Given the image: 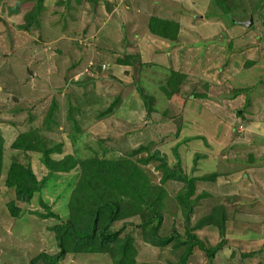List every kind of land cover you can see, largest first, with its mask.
Returning a JSON list of instances; mask_svg holds the SVG:
<instances>
[{"label":"rangeland","instance_id":"374dc122","mask_svg":"<svg viewBox=\"0 0 264 264\" xmlns=\"http://www.w3.org/2000/svg\"><path fill=\"white\" fill-rule=\"evenodd\" d=\"M115 2L132 9L127 0H42L29 22L36 0H0V264H116L126 235L134 264H173L182 252L176 241L154 245L149 226L137 227L149 197L159 198V238L173 231L183 238L202 221L193 233L214 255L195 247L185 264H264V0H134V27H120L113 41L100 24ZM150 17L175 22V40L152 43L159 38L146 29ZM130 34L126 48L120 39ZM170 72L180 80L167 85ZM29 132L46 147L59 146L52 160L97 156L120 162L122 174L135 165L153 186L137 211L132 198L121 201L108 226L120 234L108 251L41 257L58 252L51 228L70 218L80 175L77 168L48 174L39 154L11 149ZM157 158L199 178L194 195H204L187 223L174 199L183 185L161 183ZM11 162L45 179L28 203L3 184ZM97 187L82 188L84 212Z\"/></svg>","mask_w":264,"mask_h":264},{"label":"trees","instance_id":"16d2710c","mask_svg":"<svg viewBox=\"0 0 264 264\" xmlns=\"http://www.w3.org/2000/svg\"><path fill=\"white\" fill-rule=\"evenodd\" d=\"M41 2L42 0H36L37 7H34L32 11L29 12L30 14L25 16L28 18L29 22L35 21L34 18L37 15L35 8L40 7ZM146 29L150 35L168 42H173L176 38L178 27L175 22H170L157 17H150L147 21ZM120 63L124 64L122 61ZM175 77L174 72H170L167 85H169L171 81L173 82V80L174 82L180 80V76L179 78ZM10 147L11 149L25 153L39 154L41 164L46 168L48 174L55 172L67 173L73 168L79 169V183H77L74 188L69 203L72 214L66 221L51 228L58 252L52 257L41 256L48 261L58 260L66 253L90 254L108 251L109 249L107 248V245L112 243L120 234L119 230L109 233L108 226L119 218V208L122 209L120 207L121 201L126 197L132 198L136 210V207L140 206L145 193L147 191L151 192V189L153 188V186L147 183L144 175L141 174V171L135 165L131 166L132 169L126 174H122L123 169L126 168L123 167L120 162H112L111 160H106L104 158H97V156L78 161L76 158L67 155L61 157L59 160H52L51 154L58 152L59 146L55 145V147H46L34 132L17 135L10 144ZM1 154L2 138L0 136V160ZM155 155H157V153H155ZM149 156L152 157L153 154ZM158 159L159 158H157V160ZM159 161L161 162L159 169L162 170V178L160 179L161 183L165 180H172L181 182L183 185L180 191L174 196V199L181 208L184 222L187 223L188 216L191 212V206L196 200L204 195V193L194 195V182L199 178L185 176L182 174L177 164L173 169H169L166 167L162 159H159ZM125 163L126 162H124V164ZM125 165L127 166V164ZM209 178L213 179L214 176L211 175ZM43 180H36L29 165L11 162L5 173L3 184L6 188L13 190L15 201H18L19 203H28L34 193H40V187L41 184H43ZM84 187H97V190L92 189V194L96 196L95 203H93V207H90L86 212H84V208H82L83 200L81 199V191ZM157 189L159 188H154V190ZM76 190L78 191L76 192ZM160 194L162 195L161 189L158 190V196ZM158 200L159 198L154 199L149 197L148 204L143 203L145 204L144 208H146L148 215H140L139 218H141V220L140 223L137 224V227L143 230L144 226H149L148 235L151 240L150 242L154 243V245L163 247L172 241H176L177 244L175 242L174 247H181L182 252L178 260L173 264H185L192 249L195 247L203 251L208 259H211L214 255V249L205 248L193 233V230H197L202 226L201 220H197L193 226L186 229L183 238L179 237L176 231L171 232L168 236L163 238H159L156 235L162 217L161 212L157 209ZM85 202L86 200L84 203ZM7 209L10 217H18L19 208L16 207L14 203L9 202L7 204ZM103 210H106L107 214H104ZM211 213L212 212H210L209 217L212 216ZM80 214L84 215V217H80ZM101 217H106V219L104 218L105 222H99ZM223 223L224 220L221 219L218 225L219 228H222ZM199 225L201 226L199 227ZM131 242L133 243L132 236L126 235L123 237V240L118 245V252L120 255L116 264H134V249L132 250V255L131 253L130 256L128 254V248ZM47 263L48 262L45 264Z\"/></svg>","mask_w":264,"mask_h":264},{"label":"crops","instance_id":"0c3cea01","mask_svg":"<svg viewBox=\"0 0 264 264\" xmlns=\"http://www.w3.org/2000/svg\"><path fill=\"white\" fill-rule=\"evenodd\" d=\"M117 1V0H115ZM120 2V0H118ZM129 1L132 5V9L130 10L127 5H124L122 8L119 7L118 2H115L116 5H112L113 8L109 9L108 12H105L106 15V20L101 23L100 27L103 29L104 36H106L108 39L113 40V41H119V33L120 30L119 28H124V26L128 25L131 26L132 28L134 27V0H127ZM136 1H142V0H136ZM105 3L110 4L111 0H104ZM154 4L152 3V6ZM118 16V18H117ZM158 18V17H157ZM120 21L122 22L120 24ZM125 21V22H124ZM129 28V27H128ZM129 39L130 41H134V34H130V38L128 36H124L120 40H122L123 44L122 46L126 48H130L128 45V40L124 42L123 40ZM148 37H145L141 39V41L145 42ZM152 43H160L158 41H161L160 39L154 38V40H151ZM156 41V42H155ZM140 42V41H139ZM165 45V44H164ZM118 67H116L117 69ZM112 77V76H111ZM116 79V78H115ZM257 166V165H256ZM259 167V165H258Z\"/></svg>","mask_w":264,"mask_h":264},{"label":"water","instance_id":"95a60500","mask_svg":"<svg viewBox=\"0 0 264 264\" xmlns=\"http://www.w3.org/2000/svg\"><path fill=\"white\" fill-rule=\"evenodd\" d=\"M243 26H249L251 24V18L245 23H241Z\"/></svg>","mask_w":264,"mask_h":264}]
</instances>
